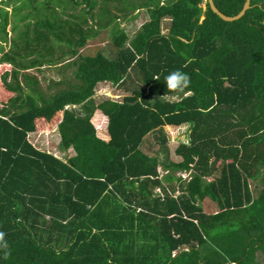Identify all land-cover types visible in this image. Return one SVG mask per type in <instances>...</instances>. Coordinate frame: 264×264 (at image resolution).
<instances>
[{
	"label": "trees",
	"instance_id": "obj_1",
	"mask_svg": "<svg viewBox=\"0 0 264 264\" xmlns=\"http://www.w3.org/2000/svg\"><path fill=\"white\" fill-rule=\"evenodd\" d=\"M96 1L44 0L50 16L9 39L6 27L26 21L18 12L33 0H0V42L12 52L0 56L11 65L0 75L8 94L0 98V264H264V0H250L232 22L205 0H121V18L137 8L147 16L130 39L116 15H92ZM212 2L230 17L244 0ZM11 4L10 17L2 6ZM80 5L81 16L64 20L53 8ZM86 16L96 17L93 27ZM108 24L110 58L81 54ZM58 64L72 82L53 94L26 72ZM174 70L191 78L182 92L166 86ZM103 82L127 85L129 95L94 103ZM95 110L106 117L107 142L94 135ZM184 123L188 145L166 146L162 127ZM53 128L58 147L73 152L65 162L28 142ZM151 132L159 144L148 156L139 146ZM189 170L187 180L175 176ZM206 199L215 213L202 211Z\"/></svg>",
	"mask_w": 264,
	"mask_h": 264
},
{
	"label": "rangeland",
	"instance_id": "obj_2",
	"mask_svg": "<svg viewBox=\"0 0 264 264\" xmlns=\"http://www.w3.org/2000/svg\"><path fill=\"white\" fill-rule=\"evenodd\" d=\"M43 1L44 0H33V2L28 3V4L26 2L27 5L21 8V10H19L18 12L19 15L26 14V13L28 14L26 21H17V22L14 21L16 25V30L14 32L10 31L9 25L6 27L5 31L9 39H14L16 36V33L18 31H22L24 29L22 26L26 24L27 22L32 23L35 20H39L43 17L50 16V14L48 15L47 11L41 8ZM96 2H97V6L92 11V15L101 13V10L103 9L108 10L111 14L116 15L118 17V19L116 20L118 27L123 30V32L127 36V39H130L133 36V34L138 30L139 26L147 19L145 10L143 8L134 9L132 12L125 9L124 11L126 13H129L127 17L129 19L121 18V14L119 10L124 6L125 1L124 3H122L121 0H117V1L111 0L109 2H104L103 0H97ZM129 2H134L137 4L140 2V0H131ZM2 7L7 12V14H9V16L11 17L12 8L14 7V5L11 4V5L2 6ZM201 7L204 8V2L201 4ZM53 8L56 10L54 12L57 13L56 15H58V18L61 20L67 19L69 14L74 15L76 17H79L83 14L82 5L75 7L73 9L69 8L68 10L65 11L66 13H62L60 8L58 7L53 6ZM95 18L96 17H93L92 19H90L89 16H86L87 21H86V26L84 27H91V26L93 27L94 23L96 22ZM168 25H169V19L163 18L160 22V30L162 34L166 33V29ZM109 27H110V24H108V27L100 31L94 38L87 40L85 44L86 47L83 48V51L81 52V54L92 55L96 51H98L102 53L104 56L110 58L112 47L110 45ZM0 49H1L0 56L2 54L12 55L8 41H6L5 43L0 42ZM30 58H33V57H30ZM15 59L17 61L16 63L18 64L19 63L18 58L15 57ZM23 62H25V60H23ZM10 68H11V65L9 63L3 64L0 62V75H2L4 70H8V69L10 70ZM26 72H28L31 75H34L37 78L42 90H44L46 94H53L55 91L64 88L65 84L62 82L63 80H68L69 82H72L71 70L70 69L65 70L63 67V64L49 65V66L43 65L42 67L38 69H27ZM6 81H8L7 78H6ZM124 87L127 90H129L127 85H125ZM111 88L109 90L111 99H116L117 101H119L121 99V96L125 95L121 87L118 86L117 88H114V87H111ZM95 91H98V88L95 87ZM7 96H8L7 93L0 90V98L6 99ZM178 96L180 95H176V97ZM92 97H93L92 100L95 103H98L99 101H101V99L99 100V98L101 97L98 94L95 96L93 95ZM176 97H173V96L167 97L166 100H172V98L177 99ZM162 130H163L164 135L167 137L166 138L167 141L165 142V145H167L169 141L168 135L170 138L171 133H169L170 130L168 129H162ZM58 139L59 138H58L56 129L50 130L47 133H37V134L35 133L28 137V140L33 144V146L37 150L42 151V152L54 153L56 157L65 158L68 154L65 151H61L59 150V148H57V143L59 142ZM56 151L60 153H57ZM154 151H155V148L147 149V152L151 154L152 153L154 154ZM159 173L160 175H163V172L160 171ZM176 176L180 177L179 174L177 173H176ZM187 179L188 177L185 180ZM248 184H249L250 190L252 191V194L254 195L257 189L260 187L258 176L255 177L252 181H249ZM164 185L165 184H163V186ZM172 185H175V183H172ZM174 188L176 189V186ZM155 193L160 194V192H157L156 190H155ZM200 205L202 207V211L205 214H212V212L214 213L215 211H217V207L213 206V204H210L208 201L201 202Z\"/></svg>",
	"mask_w": 264,
	"mask_h": 264
},
{
	"label": "crops",
	"instance_id": "obj_3",
	"mask_svg": "<svg viewBox=\"0 0 264 264\" xmlns=\"http://www.w3.org/2000/svg\"><path fill=\"white\" fill-rule=\"evenodd\" d=\"M82 51H83V49H82ZM95 87L98 88V91H95V88H94L93 89V95L95 96V95L98 94L101 97V98H99V100L100 99L101 100H107L108 99V100H112V101H117L116 99H111L110 98V91H109L111 87L117 88L116 86H112L109 83L103 82V83L96 84ZM123 93L125 95H129V90L128 91H123ZM125 95H123V96H125ZM123 96H121V98ZM173 97H176V96H173ZM176 98L178 99V97H176ZM177 99H173L172 98V100H170V101H176ZM89 121H90V124L92 125V127L94 129V135H95V137L97 139L103 141V142H107L108 139H109V136H108L107 131H106V124H107L106 117H104L98 110H95V111H93V113H92ZM190 127L191 126H190L189 123H184V124H181V125H178V126H164V127H162V129H168L170 131L172 130L171 132L169 131V133H171V134H170V138H169V135H168V140L169 141H168V143H167L166 146L170 145V143L171 144H177V145L178 144L179 145L180 144L188 145V143H189ZM53 129H56V128H53ZM53 129H51V130H53ZM47 132H49V131H46V132H37V133H47ZM32 134H35V133H30V135H32ZM157 136H158V134L155 133V132H151L148 135H146L142 139V142H141V144L139 146V150L142 153H144L145 155H148V156L155 155V152L157 151V147H158V144H159L158 140H156L157 139ZM58 138H59V136H58ZM164 138H165V141H167V139H166L167 137L165 135H164ZM58 141H59V139H58ZM58 145H59V142L57 143V148H59ZM149 148H155L154 154L153 153L151 154V153H148L147 152V149H149ZM145 149H146V151H145ZM59 150L65 151L68 155L65 158H59V157H56V155H54V153H49V152H46V153L51 154L52 156L56 157L57 159L61 160L62 162H65L69 157H71L73 155V152H72L71 149L62 150V149L59 148ZM56 152L57 153H60L58 151H56ZM160 171L161 170L159 168H157V172H160ZM187 172H189V175H190L191 171L189 170ZM175 176H176V174H175ZM163 184L164 183H162V187H164V190H167L165 188L166 187V184L164 186H163ZM156 189L158 190V192H160V195L163 194V190H160L159 188H156ZM156 189H154V192H155ZM254 189H256V188H254ZM175 193L178 194L177 191L174 192V195H176ZM204 201H208L210 204H213V203H211L207 199L204 200ZM213 206H215V205L213 204ZM60 243L62 245V248L64 249L65 248L64 247V244H65L64 240L63 239L60 240Z\"/></svg>",
	"mask_w": 264,
	"mask_h": 264
},
{
	"label": "clouds",
	"instance_id": "obj_4",
	"mask_svg": "<svg viewBox=\"0 0 264 264\" xmlns=\"http://www.w3.org/2000/svg\"><path fill=\"white\" fill-rule=\"evenodd\" d=\"M165 81L169 91L182 92L189 87L191 78L187 73L180 70H174L165 77ZM4 235L3 232H0V245L7 248V243L4 241ZM5 255L7 256V253Z\"/></svg>",
	"mask_w": 264,
	"mask_h": 264
},
{
	"label": "water",
	"instance_id": "obj_5",
	"mask_svg": "<svg viewBox=\"0 0 264 264\" xmlns=\"http://www.w3.org/2000/svg\"><path fill=\"white\" fill-rule=\"evenodd\" d=\"M249 1L250 0H244L243 4H242V7L240 9V11L234 15V16H225L223 15L222 13H220L216 8L215 6L213 5V2L212 0H205V2L207 3L208 5V8L210 9V11L215 14L220 20H222L223 22H232V21H235V20H238L239 18L242 17V15L244 14V12L246 10H248L250 8V5H249Z\"/></svg>",
	"mask_w": 264,
	"mask_h": 264
},
{
	"label": "built area",
	"instance_id": "obj_6",
	"mask_svg": "<svg viewBox=\"0 0 264 264\" xmlns=\"http://www.w3.org/2000/svg\"><path fill=\"white\" fill-rule=\"evenodd\" d=\"M30 136V134L27 135V139ZM28 142L33 146V144L28 140ZM34 147V146H33ZM35 148V147H34ZM179 174L180 178L182 180L186 179L189 176V172H182V173H177ZM156 191L158 192V190L156 189ZM158 196H161L160 194H157Z\"/></svg>",
	"mask_w": 264,
	"mask_h": 264
}]
</instances>
